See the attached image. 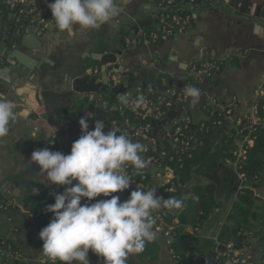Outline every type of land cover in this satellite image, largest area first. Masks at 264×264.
<instances>
[{
  "label": "crops",
  "instance_id": "obj_1",
  "mask_svg": "<svg viewBox=\"0 0 264 264\" xmlns=\"http://www.w3.org/2000/svg\"><path fill=\"white\" fill-rule=\"evenodd\" d=\"M116 4L121 11L114 22L87 32L78 29L72 35L52 26L43 37L35 36L37 42L33 40V43L37 44V49L22 46L18 41L30 29L19 33L0 29V51L19 49L39 61L38 68L32 73L23 72L18 79L12 74V83H17L16 89L20 93L0 81V96L16 105V119L10 122L8 135L0 138V201L18 190V198L11 199L21 207L20 197L28 190L26 184L31 183L33 203L38 207V214L44 212L46 202L42 200V194L61 187L45 183L38 166L30 161L31 154L48 148L50 142H54L63 154H69L72 143L81 135L78 121L85 115L89 117V131L96 120H102L105 132L119 129L117 134L126 135L146 147L156 141L169 140L176 125L186 118L191 122L187 135L197 139L198 124L206 119L203 113L206 107L220 111L234 100L235 107L227 120V128L233 127L237 117L254 114L257 92L264 84V32L256 34L254 28L260 25L264 29V0H198L193 10L195 21L186 33L154 41L149 35L156 28V0H116ZM127 40L129 44H126ZM96 53L100 54L101 60H107L104 67L108 74L101 73L100 61L93 59ZM232 55H237L238 66L228 63ZM208 57L227 62L220 72L214 71L209 77H204L194 71V66ZM181 65L186 67L181 69ZM114 69L120 73L113 72ZM91 74L98 75L105 87L98 94L75 92L73 81ZM163 74L172 80L162 78ZM112 76L116 78L115 84H110ZM157 80L161 87L180 82L190 85L199 90V99L195 104L192 97L185 103H175L151 127L147 137L136 135L129 121L118 123L110 119L111 115H121L130 109L133 98L153 97L157 93ZM110 94L114 95L116 102L108 109L105 100L99 99ZM122 94L128 97L127 104L121 103L119 97ZM217 137L214 132L209 141L213 143ZM139 154L146 167L137 170L128 163L126 168L136 171V174L142 171L152 173L143 152ZM224 165L228 163L220 162L219 169ZM234 170L232 168L235 174ZM220 173L219 170L213 175L192 179L193 184H215L216 201L220 207L214 210L200 232L201 238L212 239L215 245L242 186L252 192L256 206L264 202V169L252 183L244 184L241 177L236 176L229 186L223 184ZM168 174L171 176L170 171ZM153 181L158 188L157 177ZM111 195H118L121 202L129 198L124 192ZM28 211L22 207L7 211L0 209V236L12 241L20 250L19 260L14 264H47L42 263L45 257L41 250L42 241L33 227L34 215ZM257 226L254 224L252 229L250 246L240 253L239 264H260ZM185 231L191 233L192 228L187 226ZM155 239L160 245L158 264H173L161 234L156 233Z\"/></svg>",
  "mask_w": 264,
  "mask_h": 264
},
{
  "label": "clouds",
  "instance_id": "obj_2",
  "mask_svg": "<svg viewBox=\"0 0 264 264\" xmlns=\"http://www.w3.org/2000/svg\"><path fill=\"white\" fill-rule=\"evenodd\" d=\"M48 7L57 28L68 35L114 22L121 11L116 0H53ZM254 32L260 34L264 29L257 25ZM184 67L181 65V69ZM185 92L193 98V104L198 101V89L188 87ZM119 99L122 104L128 102L126 95ZM134 105L140 108L146 101L139 97ZM15 107L0 96V138L8 135L9 124L16 119ZM88 119L85 115L78 121L81 135L72 143L69 154L48 148L31 154L30 161L38 166L45 183L64 189L46 208L52 219L38 234L41 250L49 260L60 264H89V250L102 258L103 264H126L130 254L142 253L146 243L155 240L153 210L181 209L184 203L175 197L162 199L155 188H136L123 202L118 195H111L130 187L128 163L137 170L146 167L139 154L144 147L117 134L119 129L105 132L102 120H96L89 131ZM101 196L111 198L96 200ZM82 200L86 202L82 204ZM93 200L96 202L88 203Z\"/></svg>",
  "mask_w": 264,
  "mask_h": 264
},
{
  "label": "trees",
  "instance_id": "obj_3",
  "mask_svg": "<svg viewBox=\"0 0 264 264\" xmlns=\"http://www.w3.org/2000/svg\"><path fill=\"white\" fill-rule=\"evenodd\" d=\"M185 0H179L184 2ZM198 0H196L197 2ZM12 23L9 20V13L3 8L0 3V29H11ZM237 55H232L228 59V63L238 66L236 60ZM207 62L213 65L216 72L223 70L226 60H212L211 58L203 59L200 63ZM199 64V63H198ZM197 65V64H196ZM112 84V82H110ZM263 95L259 96L255 102V117L258 122L253 124L251 116L237 117L239 125L233 124V127L227 128V117L225 110H213L206 107L203 113L206 119L200 122L204 128L199 131L197 139L190 140L187 133H184V138H180L183 142L189 141V148L183 150L178 143H173L172 134L167 141H156L146 145L147 151L143 153L146 160H150L148 164L152 167L153 172L142 171L136 174L132 170L129 173L136 183H141L149 189L157 188L154 185V178L158 174L161 176L171 172L170 182L177 186L174 192H165L164 188L159 186L162 199L167 200L171 197L183 200L184 207L181 209H156V214L159 215L160 221L155 220V224L163 223L166 226L177 221L171 231V241L167 246L169 256L173 264H225L226 258L220 257L214 261V254L202 255L196 251V243L201 238L200 232L204 225L210 219L211 214L215 209L220 207V203L216 201V187L213 183L206 185L193 184L192 179L200 175H213L219 170L223 184L229 186L231 182L236 180V176H241L244 184H249L256 181L264 169V84L262 86ZM145 99L156 103L151 95H146ZM108 109L116 102L114 95L111 94L104 101ZM175 103H171L170 107H165L163 104L157 105L156 109L162 115L169 108H172ZM230 104H228L229 106ZM226 109V108H225ZM110 114V113H109ZM138 108L126 109L121 115H111L110 119H115L118 123L125 120L129 121L130 127L134 130L143 127H149V132L153 124L159 119H155L154 115L141 117ZM161 115V116H162ZM220 125L217 126L216 123ZM217 133V140L213 143L209 141V137L213 133ZM247 137L253 140L252 147L247 149L245 160L238 161L233 152L238 146L243 143ZM164 153L162 156L161 154ZM170 158H172L170 160ZM224 165L219 169V163ZM234 165V167H233ZM234 168V172L232 171ZM181 180L184 188L180 187L178 181ZM63 187L52 189L49 192L42 194V200L46 202L44 212L38 214V207L33 203V199L28 197L26 203L30 204L28 214L34 215L33 227L40 232L42 228L48 225L52 219V213L46 212V208L53 204L55 196L63 192ZM108 199V197H97L96 200ZM93 200L88 203H95ZM86 201H81L85 203ZM153 217L155 216L152 212ZM155 218V217H154ZM257 224V245L259 249L260 264H264V202L256 206L252 197V192L242 186L233 202L231 209L227 215L226 225L222 226L216 242L219 244L220 252L224 251V247L228 244L232 246V250L239 254L250 246L251 232ZM190 226L193 230L197 229V233H187L185 227ZM222 247V249H220ZM12 254H17L20 257V250L10 240L0 236V257L1 264H14L19 258L14 259ZM160 254V245L155 240L147 242L142 253L130 254L126 260V264H158ZM231 256V254H229ZM89 264H103V259L94 254L91 250L88 253ZM47 264H60L59 261Z\"/></svg>",
  "mask_w": 264,
  "mask_h": 264
},
{
  "label": "built area",
  "instance_id": "obj_4",
  "mask_svg": "<svg viewBox=\"0 0 264 264\" xmlns=\"http://www.w3.org/2000/svg\"><path fill=\"white\" fill-rule=\"evenodd\" d=\"M52 2L53 0H0L3 8L9 13V20L12 25L25 32H27L28 29H33L36 37H43L48 33L50 27L56 26V23L54 19H52V15L48 7V5ZM195 7L196 0H185L184 2H179V0H156V28L152 33H150V39L154 41L160 37L172 38L174 36L186 33L195 21L193 16V10ZM238 7L241 8L240 5H238ZM126 44H129L128 40L126 41ZM194 71H196V73L199 75L209 77L211 73L215 71V69L212 64L202 62L194 66ZM93 73H96V71ZM115 80L116 78L112 76L111 81L113 84H115ZM188 87L191 86L175 84L169 85L166 87L165 92L162 93L160 97H158L156 103L150 102L146 100L145 97H143L146 101V105L138 108L140 111L139 115H141L143 118L149 115H154L155 119L160 118L162 114L157 111V105L163 104L165 107H170L171 103H185L190 98L185 92V89ZM257 95L258 97L263 95V90L260 89L257 92ZM234 107L235 105L233 100L230 105L226 107V109H222L225 110V117H227V119L231 117ZM133 108H135L134 103L131 105L130 109ZM254 114L251 116L253 124L259 121ZM125 123H128V120H125ZM239 123V119L234 120V124L239 125ZM190 125V120L186 118L181 123L177 124L173 131L172 140L174 145L179 143L183 150L189 148L190 144L189 141L183 142L180 140V138H184V133H187ZM216 125L219 126L220 123L217 122ZM203 128V124L200 125L199 123L198 131ZM135 134L142 137H147L149 135V127L139 128L135 131ZM188 138L190 140L194 139L190 136H188ZM252 144L253 140L245 137L243 143H241L237 150L233 152V156H235L238 161H244L247 149L252 147ZM48 148L50 151H59L63 153V151L56 144H54V142H50L48 144ZM146 151L147 147H144L142 152L145 153ZM161 155L163 156L164 153ZM171 159L172 158H170V160ZM150 160L151 158L146 161L150 162ZM126 172L129 176V173L132 172V170L126 168ZM129 177L132 183L127 190L123 191L128 195V197L131 191L136 190V188L144 191L151 190L146 186H143L141 183H136V181L131 176ZM157 179L159 181V186L163 187L165 192L171 193L177 190V186L170 182L171 176L168 173L163 176L158 174ZM0 209L7 211L21 209V207L15 199H9L0 204ZM153 213L155 215V220L160 221L159 215L156 214V210H153ZM175 225H177L176 221H173L169 226H166L163 223L153 225V230L156 233L161 234L166 246L170 244L171 231ZM197 232V229H192L191 233ZM212 254H214V261H217L220 257H223L226 258L225 264H239L241 262L240 254L236 251H233L230 244L224 247L223 252H220L219 244L216 243L212 250ZM229 254H231V256H229ZM11 257L17 259L19 258V255L12 254ZM42 263L54 262L45 256L42 259Z\"/></svg>",
  "mask_w": 264,
  "mask_h": 264
},
{
  "label": "water",
  "instance_id": "obj_5",
  "mask_svg": "<svg viewBox=\"0 0 264 264\" xmlns=\"http://www.w3.org/2000/svg\"><path fill=\"white\" fill-rule=\"evenodd\" d=\"M33 40L37 42V39L34 34V30L30 29L27 33L23 34L19 38V42L22 46H27L30 49H37L38 46L37 44L33 43ZM32 42V43H31ZM33 47H31L32 45ZM97 56L93 57V59L100 61L101 68L100 71L101 73H106L108 74V70H105L104 63L107 61L106 59H100V54L96 53ZM0 56L2 58V64H0V81L6 83L7 85H11L16 93H20L17 91V83L14 85L12 83V74L16 76H20L23 72H34L38 66H39V61L34 59L33 57H30L26 54H24L22 51L19 49H15L11 52H8V49H5V51H0ZM106 58V57H104ZM16 68V69H14ZM115 73H120L119 71H116L115 69L113 70ZM162 78L166 80H172V78L167 75L163 74L161 76ZM18 79V78H17ZM125 81V79H123ZM99 83V84H98ZM184 83H177V85H182ZM109 86V81L107 82V87ZM105 86H103L102 82L99 80L98 75H83L73 81V90L77 93L80 94H92V93H97L99 92L100 89H103ZM155 88L157 89V93L153 96L154 100H157V97L160 96V94L164 93L166 90V87H161L160 86V81L157 80L155 81ZM105 94V93H104ZM111 95V94H110ZM145 95V94H143ZM109 96L102 95L99 99V101L107 99ZM136 99V98H133ZM152 126H155L153 124ZM178 184L180 187H184V184L181 180L178 181ZM28 186V190H26L25 194L20 197V204L23 209H26L27 211L30 209V204L26 203V199L30 197L34 201V194L33 191L30 190L29 187L33 186V184H26ZM25 186V184H24ZM156 195L160 196L159 190H156ZM18 190L15 191V193L11 195H7L3 200L0 202L3 203L11 198H18ZM215 247L214 240L212 239H206V238H200L198 242L196 243V251L203 254V255H209L211 254L213 248ZM222 249V247H220Z\"/></svg>",
  "mask_w": 264,
  "mask_h": 264
},
{
  "label": "flooded vegetation",
  "instance_id": "obj_6",
  "mask_svg": "<svg viewBox=\"0 0 264 264\" xmlns=\"http://www.w3.org/2000/svg\"><path fill=\"white\" fill-rule=\"evenodd\" d=\"M11 29H12L13 31H15V33H19V32H20V30L17 29V28H15L13 25H12ZM0 64H1V63H0Z\"/></svg>",
  "mask_w": 264,
  "mask_h": 264
}]
</instances>
